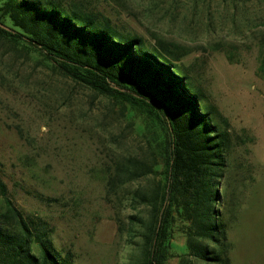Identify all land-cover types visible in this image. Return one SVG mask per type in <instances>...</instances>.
<instances>
[{"label":"rangeland","instance_id":"1","mask_svg":"<svg viewBox=\"0 0 264 264\" xmlns=\"http://www.w3.org/2000/svg\"><path fill=\"white\" fill-rule=\"evenodd\" d=\"M74 1L186 54L179 63L229 132L220 192L231 264H264V0ZM143 123L0 39V181L25 219L47 223L54 248L73 264L138 258L141 238L130 236L141 229L130 217L147 219L149 209L132 206L130 195L150 192L160 177L123 185L115 174L127 159L157 162ZM182 230L177 222L167 264L186 253Z\"/></svg>","mask_w":264,"mask_h":264},{"label":"trees","instance_id":"2","mask_svg":"<svg viewBox=\"0 0 264 264\" xmlns=\"http://www.w3.org/2000/svg\"><path fill=\"white\" fill-rule=\"evenodd\" d=\"M0 24L6 28L0 39L142 117V134L157 162L127 159L115 174L123 185L160 177L150 192L130 195L132 206L149 209L147 219L130 217V225L141 229L130 236L141 238L134 264H167L177 222L186 250L179 264H231L220 192L229 132L179 63L186 54L120 31L74 0H0ZM0 196V264H73L69 253L54 248L47 223L25 219L12 205L1 181Z\"/></svg>","mask_w":264,"mask_h":264},{"label":"water","instance_id":"3","mask_svg":"<svg viewBox=\"0 0 264 264\" xmlns=\"http://www.w3.org/2000/svg\"><path fill=\"white\" fill-rule=\"evenodd\" d=\"M0 28H2V29H6L4 26H2L1 24H0Z\"/></svg>","mask_w":264,"mask_h":264}]
</instances>
